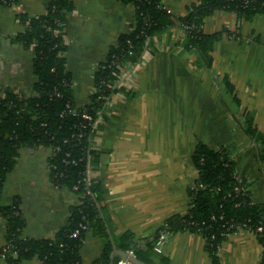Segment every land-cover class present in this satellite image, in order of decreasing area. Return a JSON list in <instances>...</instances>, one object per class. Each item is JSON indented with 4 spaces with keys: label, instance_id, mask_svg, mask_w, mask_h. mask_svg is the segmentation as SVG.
<instances>
[{
    "label": "crops",
    "instance_id": "1",
    "mask_svg": "<svg viewBox=\"0 0 264 264\" xmlns=\"http://www.w3.org/2000/svg\"><path fill=\"white\" fill-rule=\"evenodd\" d=\"M11 1L0 0V96L10 90L31 97L34 47L27 48L16 37L26 31L27 20L47 13L52 0ZM69 1L74 9L65 27L66 68L76 104L83 107L93 93L98 68L119 37L132 30L136 13L134 6L116 0ZM194 2L164 0V6L178 19ZM203 31L220 34L210 65L186 48L177 24L155 36L137 63L122 68V91L108 100L92 139L98 160L90 165V181L104 191L100 207L107 231L105 237L94 228L85 234L78 250L82 264H94L108 242L112 256L122 251L125 235L142 250V262L163 264L159 259L166 258V264L261 263L263 248L244 228L227 236L217 262L205 239L186 231L168 237L162 253L148 252L149 242L167 220L189 212V190L198 177L192 155L199 142L227 150L252 201L264 205V163L243 127L244 113L251 112L264 134V14L247 20L219 10L205 19ZM18 153L2 203H19L23 238L52 240L69 224L80 198L53 184L50 148L24 147ZM5 236L3 224L0 251ZM0 264L7 262L0 259ZM20 264L42 263L32 259Z\"/></svg>",
    "mask_w": 264,
    "mask_h": 264
},
{
    "label": "trees",
    "instance_id": "2",
    "mask_svg": "<svg viewBox=\"0 0 264 264\" xmlns=\"http://www.w3.org/2000/svg\"><path fill=\"white\" fill-rule=\"evenodd\" d=\"M116 1L134 6L136 21L129 33L119 37L117 45L111 48L106 61L98 68L94 85L98 91H93L89 103L83 107L76 104L71 76L66 68L64 36L73 4L69 0H52L47 13L26 19V31L16 37V41L27 48L34 47L36 83L31 97L10 90L0 96V227L5 226L7 243L2 249L7 252L2 259L7 264L32 259H38L42 264H82L78 250L89 229L94 228L105 237L106 223L100 207L104 191L98 183L86 181L88 162L93 165L98 160L92 142L96 129L83 130L82 124L85 113L92 115L94 120L103 117L108 100L114 93L122 91L107 87L115 84L120 69L137 63L155 36L177 24L184 32L186 48L197 52L210 65L211 52L220 34L206 35L203 31L205 19L219 10L233 12L247 20L264 14V0H195L187 14L178 19L168 13L164 0ZM3 3L11 4L12 1L3 0ZM67 105L71 106L74 115L68 114ZM243 127L258 147L259 162L264 163V134L258 130L251 112L244 113ZM79 133L85 137L78 139ZM24 147L50 148L53 184L75 192L80 198V204L71 210L69 224L52 240L23 238L25 219L19 203H2L7 175L14 169L18 152ZM192 162L198 177L189 190V212L167 220L149 242L148 252L156 253L155 246L162 233L168 238L186 231L202 236L210 256L217 262L218 251L227 236L238 228H245L253 232L261 244L260 264H264V205L252 201L246 182L237 175L235 160L227 150H214L199 142ZM82 224L88 229L73 239L72 234ZM259 228H262L261 232ZM120 240L126 243L119 246L122 252L133 251L135 257L140 258L142 250L131 243V236L125 235ZM112 254L113 245L108 242L94 264H115L123 258ZM143 261L154 264L152 260ZM159 261L168 263L166 258Z\"/></svg>",
    "mask_w": 264,
    "mask_h": 264
},
{
    "label": "built area",
    "instance_id": "3",
    "mask_svg": "<svg viewBox=\"0 0 264 264\" xmlns=\"http://www.w3.org/2000/svg\"><path fill=\"white\" fill-rule=\"evenodd\" d=\"M168 13L172 14V11L171 10H168ZM121 73H122V69H120V71L116 74L117 75V80L115 82L114 85H107L108 88H121L122 87V82H121ZM93 91H98V88H94ZM60 96V95H59ZM67 110H68V114H72L73 113V110L71 108L70 105H67ZM75 113H73L74 115ZM83 119H84V123L82 124V127H83V130H86V129H89V128H92V129H97L99 123H100V118L98 120H94L93 116L88 114V113H85L83 115ZM85 137V134H81L79 133L78 134V139H82ZM75 163V162H74ZM90 161L88 162V170H87V173H86V181H90ZM237 191H240L238 188L236 189ZM88 229V226L85 224H82L80 226V229L76 230L73 234H72V238L73 239H77L80 235V232L82 230H87ZM245 229V228H244ZM259 232L262 231V228H259L258 229ZM167 239V234L166 233H162L157 241V244L155 246V251L157 253H162L163 252V247H164V243ZM7 252V249H2V251H0V259H2L3 257V254ZM127 255L128 256H133L135 257L133 251H128L127 252ZM115 264H132L128 259L126 258H121L119 261H117Z\"/></svg>",
    "mask_w": 264,
    "mask_h": 264
},
{
    "label": "water",
    "instance_id": "4",
    "mask_svg": "<svg viewBox=\"0 0 264 264\" xmlns=\"http://www.w3.org/2000/svg\"><path fill=\"white\" fill-rule=\"evenodd\" d=\"M115 254L128 259L132 264H145L144 262L140 261L137 257L128 256L126 252L116 251Z\"/></svg>",
    "mask_w": 264,
    "mask_h": 264
}]
</instances>
